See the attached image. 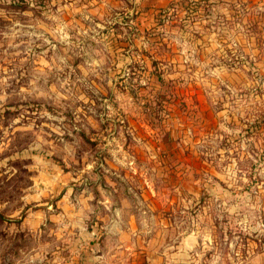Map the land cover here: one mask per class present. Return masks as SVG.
<instances>
[{
    "label": "rangeland",
    "instance_id": "obj_1",
    "mask_svg": "<svg viewBox=\"0 0 264 264\" xmlns=\"http://www.w3.org/2000/svg\"><path fill=\"white\" fill-rule=\"evenodd\" d=\"M0 264H264V0H0Z\"/></svg>",
    "mask_w": 264,
    "mask_h": 264
}]
</instances>
